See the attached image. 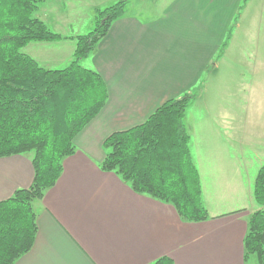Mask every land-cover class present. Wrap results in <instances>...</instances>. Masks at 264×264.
<instances>
[{
  "label": "crops",
  "instance_id": "0c3cea01",
  "mask_svg": "<svg viewBox=\"0 0 264 264\" xmlns=\"http://www.w3.org/2000/svg\"><path fill=\"white\" fill-rule=\"evenodd\" d=\"M116 1L44 0L34 15L53 32L77 36L91 31L96 9ZM126 7L82 60L102 77L108 98L75 136L56 182L32 201L34 242L14 264H151L161 256L174 264H247L252 183L264 164V0H128ZM74 49L66 38L22 51L58 69ZM188 91L196 96L185 123L209 215L199 222L101 169L110 133ZM31 157H0V201L30 186Z\"/></svg>",
  "mask_w": 264,
  "mask_h": 264
},
{
  "label": "trees",
  "instance_id": "16d2710c",
  "mask_svg": "<svg viewBox=\"0 0 264 264\" xmlns=\"http://www.w3.org/2000/svg\"><path fill=\"white\" fill-rule=\"evenodd\" d=\"M44 0H0V157L32 153L33 179L0 201V264H14L33 245L37 231L32 201L60 176L75 152V136L99 113L108 92L99 73L81 64L112 22L126 12L117 0L94 12L91 31L62 36L34 13ZM71 38L75 49L63 68L39 65L22 51L30 42ZM195 91L165 100L140 124L110 133L102 143L101 169L114 172L133 191L170 203L185 221L209 218L190 146L185 115ZM257 208L247 219L244 260L264 264V164L252 183ZM151 264H174L161 256Z\"/></svg>",
  "mask_w": 264,
  "mask_h": 264
},
{
  "label": "rangeland",
  "instance_id": "374dc122",
  "mask_svg": "<svg viewBox=\"0 0 264 264\" xmlns=\"http://www.w3.org/2000/svg\"><path fill=\"white\" fill-rule=\"evenodd\" d=\"M86 63H87V61H86ZM86 63H84L82 60H81V64H83L84 66H86L85 64ZM215 79H218V76H215V77H213L212 78V82L213 83H216V81H215ZM195 90H198V89H195ZM234 92H235V90H233ZM191 104V103H190ZM190 104H189V106L187 107V114H189L190 113V111H191V109H190ZM258 158H260V157H258ZM258 206H257V204L255 203L254 204V209H256ZM246 263L247 264H258L257 263V259H256V256L255 255H249V257L247 258V260H246Z\"/></svg>",
  "mask_w": 264,
  "mask_h": 264
}]
</instances>
